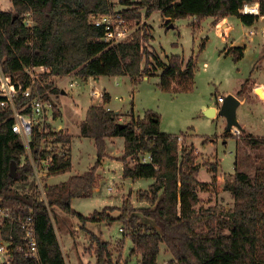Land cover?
<instances>
[{
    "label": "trees",
    "instance_id": "obj_1",
    "mask_svg": "<svg viewBox=\"0 0 264 264\" xmlns=\"http://www.w3.org/2000/svg\"><path fill=\"white\" fill-rule=\"evenodd\" d=\"M10 3V11L0 8V70L14 81L22 80L29 85L25 69L43 67L45 73L40 74L34 88L44 97L56 92L55 78L73 72L81 80L128 76L136 84L152 63L160 69L159 87L163 91L178 93L193 88L194 59L191 57L184 63L179 56L172 55L166 57V62L160 60L145 47V43L153 40L146 26L137 27L130 38L113 45L101 41L106 34L104 28L88 20L91 15L110 13L109 0H10ZM255 3L258 14L241 13L245 5ZM122 4L129 7L121 11V16L131 27L130 21L139 22L142 8L147 17L156 11L170 20L193 17V26H199V22L208 17L213 25L224 18L235 17L250 27L264 17V0H140L137 3L122 0ZM26 13L32 15V28L22 22ZM229 54L239 61L244 56V47H231L226 51V55ZM245 84L237 92L238 96L243 95ZM31 98L19 97L14 107L19 110L25 106L24 111L29 112ZM109 101L110 96L104 93L103 104ZM103 104L89 106L80 123V137L94 143V165L88 172L71 176L63 183L45 184V202L38 200L41 196L38 191L23 193L14 188L15 184L28 180L32 167L19 136L11 130V107L0 106V202L15 216L34 217L39 254L37 261L15 255L11 264H66L57 236L54 208L76 218L82 228L87 222L121 223L133 245L130 256H140L138 264H157L161 245L172 257L167 264H264V164L255 167L250 175L241 171L235 160L230 186L234 200L232 209L218 212L214 207H198L197 190L206 187V183L198 179L200 170L195 163L193 146L179 148L178 135L161 132L155 114L138 117L131 109L127 115L129 122L119 123L120 115L105 109ZM58 116L56 110L54 118ZM49 136L53 142H70L64 132ZM42 137L32 135L30 153L35 161L46 155L39 151ZM112 137L124 139L123 177L153 180L147 191L137 193V198L148 201L149 206L136 209L125 200L116 217L106 212L113 208L83 216L72 208L71 201L88 198L97 188L96 170L106 156L105 140ZM244 142L252 148H264V137L247 134ZM146 155L150 160L144 163ZM127 159H132L134 164L130 166ZM12 163L15 164L14 177L9 175ZM70 168V157H56L49 177L68 172ZM209 168L216 179L217 165ZM10 228L18 240L20 232L14 224L4 229V237L9 236ZM91 239L95 264H118L110 242L93 233Z\"/></svg>",
    "mask_w": 264,
    "mask_h": 264
},
{
    "label": "rangeland",
    "instance_id": "obj_2",
    "mask_svg": "<svg viewBox=\"0 0 264 264\" xmlns=\"http://www.w3.org/2000/svg\"><path fill=\"white\" fill-rule=\"evenodd\" d=\"M0 4L3 11L12 10L10 0H0ZM139 12V22H130L133 32L137 27L149 28L148 33L153 36V40L145 43L149 52L163 62L172 55L179 56L184 63L191 57L194 59L192 90L178 93L163 91L159 87L160 69L157 70L154 63L136 84L131 83L126 76H102L97 81L93 78L84 81L75 72L55 78L53 86L56 92L50 95V100L59 113L55 125L70 137L71 168L70 173L50 178L48 183L64 181L69 174V177L82 175L94 165L96 149L92 140L80 137V123L85 119L88 106L103 104L93 94L99 92L104 95L107 92L111 100L109 104H103V107L107 110L111 108L115 113L118 111L119 123L129 122L127 115L131 109L138 117L152 113L159 118L161 132L178 135L179 148L192 145L195 149V163L200 170L198 179L206 183V187L197 190L200 200L198 207H214L218 212L230 210L234 204L230 186L235 160L238 161L239 169L250 175H253L255 167L264 164V148H252L244 142V135L247 134L264 137V22L249 28L237 18H231L234 27L226 42L233 41L236 46H245L243 58L235 61L233 55H226V51L224 53L227 44L217 34L218 24L213 25L211 18H204L199 26H193V17L170 20L162 17L158 11L148 17L144 8ZM223 28L225 25L218 27V32H222ZM245 82L242 91L245 103L236 111L239 124L244 127L243 130L239 128V134H235L233 127L226 131L224 117L208 118L203 112L210 106L218 110L228 93L233 92L232 95L238 97L237 92ZM109 140L111 138L105 140L106 156L96 170L97 188L90 197L71 201L72 208L86 217L104 208H113L106 212L116 217L125 200H129L136 209L149 206L148 201L137 198V193L147 191L153 183L152 179L123 180L121 159L124 140L116 138L118 144L115 141L108 143ZM127 162L130 166L134 164L132 159H127ZM213 164L217 165L216 179H213L209 168ZM46 179L43 178L42 182L46 183ZM35 182L36 179L31 177L26 182L15 184L14 188L23 193H31L35 189ZM53 212L66 264H95L91 233L112 244L113 258L118 264H138L140 256H130L133 245L121 223L87 222L82 228L81 222L58 208H54ZM219 216L225 218L223 214ZM120 228L123 230L120 231ZM171 258L165 246L161 245L157 264H167Z\"/></svg>",
    "mask_w": 264,
    "mask_h": 264
},
{
    "label": "built area",
    "instance_id": "obj_3",
    "mask_svg": "<svg viewBox=\"0 0 264 264\" xmlns=\"http://www.w3.org/2000/svg\"><path fill=\"white\" fill-rule=\"evenodd\" d=\"M112 6L111 12L105 15H91L88 22L94 26H102L106 32L101 41L113 45L119 41L130 38L133 29L128 21L121 16L122 0H109ZM256 4V3H255ZM119 7V8H118ZM243 14H258V5H245L241 10ZM22 22L25 27L32 28L34 21L31 13H26L22 17ZM252 31L249 32V35ZM25 73L30 79V84L25 85V81H14L10 76L5 75L0 70V106L11 107L13 111L11 130L19 136L20 142L25 149L26 156L29 158L32 174L29 178L36 179L35 191L40 192L39 201L45 202L43 187L46 184L42 179L49 177L52 167L55 163V158L70 157L71 146L70 142H53V138L49 134L61 132L60 128L55 125L56 119L54 113L56 106L50 100V95L44 97L38 93L34 85L39 81L40 74L45 73L43 67H30L25 69ZM19 97L30 98L29 112H25V106L21 109L14 107V101ZM95 99H101L103 95L99 92L93 94ZM91 97V99L93 98ZM223 100V99H222ZM95 105H102L100 103ZM235 129V134H239L240 130ZM36 133L42 135L40 152H45L46 155L35 161L30 153V143L32 135ZM180 140V139H179ZM144 163L149 162L150 157L146 155ZM42 178V179H41ZM33 190V191H34ZM110 190V188H108ZM17 226L20 236L16 240L13 230H10L8 237H4V229L9 225ZM123 229L120 228V231ZM15 255H21L26 259L37 261L39 258L38 244L36 239V224L35 219L31 215H20L12 213L9 207L4 206L0 202V264H11Z\"/></svg>",
    "mask_w": 264,
    "mask_h": 264
},
{
    "label": "crops",
    "instance_id": "obj_4",
    "mask_svg": "<svg viewBox=\"0 0 264 264\" xmlns=\"http://www.w3.org/2000/svg\"><path fill=\"white\" fill-rule=\"evenodd\" d=\"M140 0H130V2L131 3H137V2H139ZM0 8H1V4H0ZM126 8H128V6H124V7H122V9H126ZM1 10H2V8H1ZM231 18H235V17H228V18H224V19H222V20H220L217 24H218V26H217V24H216V32H217V34L219 35V36H221V38L223 39V42H225L227 45H226V48L224 49V53H225V51H227L228 49H230L231 47H244V51H245V46H236V44H235V42H233V41H231L230 43H228V42H226V39L227 38H229V32H230V30H232L233 29V24L231 23ZM177 20V19H176ZM264 22V17H262V18H260L256 23H254L253 25H252V27H254L256 24H258V23H263ZM223 25H225V28H223L222 29V32H218V27H221V26H223ZM250 28V27H249ZM256 29V28H255ZM164 62H166V61H164ZM100 77H102V76H100ZM100 77H90V78H93L95 81H97V80H99L100 79ZM125 77V76H124ZM126 77H128V76H126ZM148 78V77H147ZM146 77L144 78V79H147ZM89 79V78H88ZM129 80H130V78H129ZM85 81V80H84ZM130 82H131V80H130ZM132 83V82H131ZM70 85V84H69ZM61 93H63V91L61 92ZM105 93H107V92H105ZM109 96H110V94L109 93H107ZM228 94H234L233 92L232 93H228ZM52 96V95H51ZM238 96V95H237ZM238 97H239V99H238ZM237 97V99L240 101V105H242V104H244L245 102H244V99H245V97L243 96V95H241V96H238ZM110 100H111V96H110ZM110 102V101H109ZM109 104V103H108ZM92 105V104H91ZM90 105V106H91ZM239 105V106H240ZM238 106V107H239ZM211 107H214L215 108V106H210V107H208V108H211ZM88 108H89V106H88ZM207 108V109H208ZM207 109H205V110H207ZM238 109V108H237ZM109 110H112L111 108H109ZM204 110V111H205ZM237 111V110H236ZM118 112V111H117ZM116 112V113H117ZM237 120H238V122H239V119H238V117H237ZM241 126V125H240ZM60 127H62V126H60ZM242 127H244L243 125L241 126V130H243L242 129ZM63 129V128H62ZM65 129V128H64ZM116 138H121V137H112L111 138V140H109V142L108 143H110V141H115V139ZM87 139V138H86ZM107 139H110V138H107ZM123 139V138H122ZM90 140V139H89ZM124 140V139H123ZM112 143V142H111ZM115 143H117L116 141H115ZM71 144V143H70ZM118 144V143H117ZM71 146V145H70ZM72 148V147H71ZM124 148V147H123ZM70 155H71V152H70ZM70 158H71V156H70ZM144 158H145V156H144ZM68 173H70V171H68V172H65V174H68ZM61 174H64V173H61ZM61 174H58V175H55V176H50V177H47V179H46V184H48V185H57V184H60V183H63V182H65L66 180H67V178L70 176V174H69V176L64 180V181H58V182H55V183H52V184H50V183H48V179H50V178H55V177H58L59 175H61ZM122 179L123 180H126V178H123V176H122ZM153 181V180H152ZM122 184H124V182L122 183ZM109 191H111V188H110V190Z\"/></svg>",
    "mask_w": 264,
    "mask_h": 264
},
{
    "label": "water",
    "instance_id": "obj_5",
    "mask_svg": "<svg viewBox=\"0 0 264 264\" xmlns=\"http://www.w3.org/2000/svg\"><path fill=\"white\" fill-rule=\"evenodd\" d=\"M240 105V101L236 96L229 94L223 98L220 108L217 110L214 107L208 108L203 112V114L208 118H215L217 116H222L226 120V131L232 129V127L241 128L237 117L236 110ZM122 126V125H121ZM15 164L12 163L10 166V176L14 177Z\"/></svg>",
    "mask_w": 264,
    "mask_h": 264
}]
</instances>
